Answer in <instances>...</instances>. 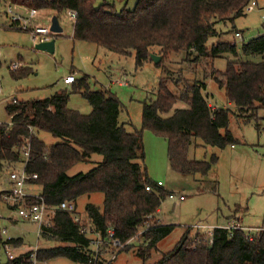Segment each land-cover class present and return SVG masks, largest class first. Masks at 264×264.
Here are the masks:
<instances>
[{"label": "trees", "instance_id": "obj_1", "mask_svg": "<svg viewBox=\"0 0 264 264\" xmlns=\"http://www.w3.org/2000/svg\"><path fill=\"white\" fill-rule=\"evenodd\" d=\"M250 1L136 0L131 9L123 7L116 12L107 0L99 4L96 0H0L2 9L10 2L37 11L48 10L58 19L73 10L76 12L73 40L90 42L124 56L133 54L136 67L147 60L153 61L149 57L150 49L157 46L160 60L155 65L164 72L158 79L155 98L143 101L141 127L134 132H128L118 122L117 96L90 89L86 74L76 79L69 91L59 89L43 99L7 103L5 111L11 118L0 123V162L19 161L21 148L28 143L30 151L24 170L37 174L36 179L28 182L40 186L39 193L50 206L67 201L76 207L80 196L101 192L102 209L88 203L87 218L103 237L110 228L112 238L121 246L137 239L140 243L134 253L141 259L140 264H264V230L249 239L241 229L230 233L223 227L193 237L186 231L173 249L157 261L146 263L157 244L172 232L174 224H163L158 219L160 204L168 191L148 176L143 130L165 139L169 167L179 174L206 176L217 161L215 154L208 161L189 159L193 138L218 148L237 142L228 127L232 110L208 103L204 95L205 79H188L182 75L170 79L165 59L175 52L183 53V61L192 62L200 58L213 61L223 54L236 57V43L219 41L207 46V42L211 36L220 34L215 23L226 20L233 23L244 14ZM51 34L50 38L58 35ZM240 50L246 56H260V60L227 59L225 70H212L210 79L224 89L236 115L250 121L259 108H264V33L242 42ZM15 71L13 77L17 79L31 69L18 67ZM169 83L175 85L176 93L170 90ZM71 92L81 93L91 107L89 113L67 106ZM177 102L184 107H176ZM40 131L60 141L46 145L37 135ZM93 153L100 154L102 159L91 170L67 174ZM2 194L3 191L0 201ZM29 201L37 199L31 197ZM75 214L77 211L56 210L52 226H41V237L60 245L36 250L39 261L65 257L74 264H87L92 250L89 238L80 232V223L74 221ZM19 241L20 238H10L8 242L17 247ZM118 248L110 247L104 256ZM31 253L7 258L2 264H27Z\"/></svg>", "mask_w": 264, "mask_h": 264}, {"label": "rangeland", "instance_id": "obj_2", "mask_svg": "<svg viewBox=\"0 0 264 264\" xmlns=\"http://www.w3.org/2000/svg\"><path fill=\"white\" fill-rule=\"evenodd\" d=\"M107 1L113 4L116 12L123 7L131 9L136 2ZM254 1V8L245 9L244 14L234 19L233 23L228 20L215 23V29L220 34L211 36L207 42V46L219 41L236 43V57L223 54L213 61L200 58L192 62L183 61V53L175 52L165 59V67L171 73L170 79L176 80L178 75L188 79H205L204 95L208 103L232 110L228 127L237 142L233 146L228 144L218 148L204 144L199 138H193L188 151L189 159L208 161L215 154L217 161L206 176L179 174L169 167L165 139L148 129L143 130L144 165L148 176L154 183L160 181L166 191L179 192L184 196L183 200L170 199L167 196L162 200L158 217L163 224H174V228L157 244L146 263L157 261L162 254L173 249L186 231L193 237L197 233L208 234L207 231L226 222H237L240 226L252 228H259L264 224V108H259L256 117H252L250 121L240 118L235 113L234 105L228 104L224 89L210 79L212 70H225L227 59L250 62L260 60V56H246L240 50L242 42L264 33V0ZM101 2L102 0H96V4ZM8 4L14 9L15 4ZM27 12L28 9H25L23 15ZM51 14L54 15L48 10H39L34 19L30 20V24H50ZM59 20L61 32L52 37L54 51L51 53L35 49L36 42L31 39L28 31L0 26V122H7L5 106L12 97L17 101H25L49 97L58 89L69 91L73 83L63 84L62 77L74 70L75 79L83 74L87 75L90 89L107 91L117 96L120 102L118 122L124 124L128 132L140 129L142 103L155 98L158 79L164 76V72L151 60L136 67L133 54L124 56L90 42L73 40V20L67 15H62ZM7 22L8 20L4 23ZM235 31H240L241 37H236ZM157 48H151L150 54L156 55ZM11 62H18L19 69L29 67L31 71L16 79L13 77L16 71L9 69ZM169 88L176 93L173 83H169ZM67 106L83 114L91 110L80 92L69 93ZM175 106L180 108L184 104L177 102ZM37 135L46 145L60 141L58 137L45 131H40ZM101 159L100 154L93 153L86 161L70 168L67 174L72 176L87 172ZM20 169L21 164L18 161L0 162V192L8 189L10 174ZM26 186L30 194H35L40 189L39 185ZM88 203L102 209L103 194L94 192L82 195L76 200V211L85 221H89L85 210ZM13 217L15 213L12 208L0 201V264L7 261L1 245V240L6 238H20L13 251L16 256L36 248L38 250L60 245L45 241L41 237L38 223ZM196 225L202 226L197 228ZM2 229H6L5 234L1 233ZM139 233L140 231L137 234ZM104 240L106 246L101 251L102 256L105 250L112 247L108 238L105 237ZM139 243L137 239H133L126 245H120L119 250L115 249L112 264H140L141 259L134 253ZM39 264L74 263L65 257H56Z\"/></svg>", "mask_w": 264, "mask_h": 264}, {"label": "built area", "instance_id": "obj_3", "mask_svg": "<svg viewBox=\"0 0 264 264\" xmlns=\"http://www.w3.org/2000/svg\"><path fill=\"white\" fill-rule=\"evenodd\" d=\"M255 5L256 1L251 0L247 5L246 10H252ZM36 14L37 10L35 8H28L27 14L22 15L16 12L11 4H7L3 9H0V26L5 25L6 27L10 28L26 30L30 33L31 39L36 43L51 39L50 34L52 32L50 31V24H30V20L34 19ZM66 15L73 21L76 18V12L73 10H68ZM2 17L7 19L8 22L4 23ZM235 36L241 37V33L235 31ZM18 66V62H12L10 64V68L12 70H16ZM62 81L64 84H72L75 81V76L74 74H67L62 77ZM11 100L15 101V98L12 97ZM29 151V144H24L21 148V159L18 161L21 164V169L18 172L10 174L8 184L9 187L1 195V202L12 208V211L15 213V217L13 218L26 222L38 223L39 231L41 233V226L50 225L56 210H64L72 213L76 211V207L72 202L67 201H62L58 205L50 206L45 202L40 193L30 194L27 192V184L28 186L35 185L29 183L28 181L37 178V174H28L24 170L27 158L29 156ZM157 184L161 185V182L159 181ZM146 189L150 190V187L146 186ZM30 197L36 198L37 201L30 202ZM167 197L176 200L184 199V196L181 193L174 191L168 192ZM74 221L80 223V232L89 238L90 248L92 251L90 252L87 264H109L110 261L114 259L115 253L110 252L107 256H102L101 251L106 246V241L104 238H108L109 244L113 247L120 246L119 242L112 238V230L109 228L106 231V235L103 237L98 231L95 230V227L91 224V222L83 220L78 214L74 215ZM201 226L202 225H196L197 228ZM221 227L225 228L230 233L235 229H241L245 232V236L249 239H252L254 235L264 230V225L259 228H252L244 227L242 225L240 226V224L237 222H227L226 225ZM211 230L207 231L208 234L211 232ZM1 233L5 234L6 229H2ZM9 239L10 238L3 239L2 247L7 258L13 259L16 257V255L13 253L15 246L8 242ZM36 250L37 248L32 250L27 264H39L42 262L38 260L36 256Z\"/></svg>", "mask_w": 264, "mask_h": 264}, {"label": "water", "instance_id": "obj_4", "mask_svg": "<svg viewBox=\"0 0 264 264\" xmlns=\"http://www.w3.org/2000/svg\"><path fill=\"white\" fill-rule=\"evenodd\" d=\"M50 31L52 33H59L61 32V26L59 24L58 18L53 15L51 17V21H50ZM35 49L38 50H43V51H47V52H53L54 51V39L51 38L49 40H45L42 42H37L34 45ZM149 57L153 60L154 63H157L160 60V56L155 55V54H150Z\"/></svg>", "mask_w": 264, "mask_h": 264}, {"label": "crops", "instance_id": "obj_5", "mask_svg": "<svg viewBox=\"0 0 264 264\" xmlns=\"http://www.w3.org/2000/svg\"><path fill=\"white\" fill-rule=\"evenodd\" d=\"M14 9L17 11V12H20V14H22L23 15V11L25 10V9H28L27 7H25V6H23V5H21V4H15L14 5ZM39 11H37V13H38ZM3 18V17H2ZM5 21H7V19H4L3 18V22H5ZM58 21H59V24H60V20L58 19ZM1 28H3V29H8V28H6V27H1ZM11 29H14V28H11ZM12 63V62H11ZM10 63V64H11ZM19 67V66H18ZM9 69L11 70V68H10V65H9ZM11 71H15V70H11ZM68 74H74V76H75V73H74V70H71ZM65 75H67V74H65ZM64 75V76H65ZM76 80V79H75ZM87 82H88V80H87ZM62 83H63V81H62ZM64 84V83H63ZM65 85H68V84H65ZM89 85V84H88ZM59 90V89H58ZM23 101V100H22ZM10 102H18L17 101V99L15 98V101H12L11 100V98L9 99V101H8V103H10ZM210 104V103H209ZM210 105H212V104H210ZM213 107L215 106V105H212ZM10 118H11V116L10 115H8V119H7V122L10 120ZM0 123H6V122H0ZM233 146V145H232ZM157 182H159V181H157ZM31 186H33V185H31ZM161 186H162V184H161ZM37 190V189H36ZM40 191V189H38V191H35V193L36 192H39ZM168 192H170V190H167ZM159 212V211H158ZM158 219H159V217H158ZM160 220V219H159ZM160 222H161V220H160ZM227 223V222H226ZM226 223H224V224H222V225H218V226H215V227H221V226H224Z\"/></svg>", "mask_w": 264, "mask_h": 264}, {"label": "bare ground", "instance_id": "obj_6", "mask_svg": "<svg viewBox=\"0 0 264 264\" xmlns=\"http://www.w3.org/2000/svg\"><path fill=\"white\" fill-rule=\"evenodd\" d=\"M31 7V6H30ZM52 35V34H51ZM28 160V159H27ZM51 225V224H50ZM52 226V225H51ZM26 254V253H25ZM18 258V257H17Z\"/></svg>", "mask_w": 264, "mask_h": 264}]
</instances>
